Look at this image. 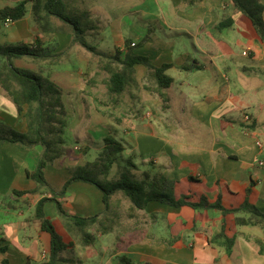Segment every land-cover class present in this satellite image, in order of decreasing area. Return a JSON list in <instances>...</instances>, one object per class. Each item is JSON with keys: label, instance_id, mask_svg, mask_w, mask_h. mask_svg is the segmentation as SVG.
I'll list each match as a JSON object with an SVG mask.
<instances>
[{"label": "crops", "instance_id": "0c3cea01", "mask_svg": "<svg viewBox=\"0 0 264 264\" xmlns=\"http://www.w3.org/2000/svg\"><path fill=\"white\" fill-rule=\"evenodd\" d=\"M20 1L0 0V10ZM260 1L264 4V0ZM78 3L106 24L101 33L87 38L100 50L114 53L124 48L126 39H131L139 44L135 51L149 56L155 65L174 64L168 70L174 81L166 90L167 107L155 87L147 85V69L139 64L138 86L132 89L127 104L122 103L125 118L113 114L108 119L99 117L97 83L87 79L84 68L94 66L96 75V64L84 47L69 49L70 33L42 32L33 19L31 3L22 19L0 20V42L34 43L39 39L48 44L58 40L57 51L67 52L61 63L48 67L47 73L63 88L66 110L80 111L90 105L94 108L92 123L112 120L123 126L124 151L131 150L130 157L142 159L140 173H162L183 183L184 190L193 176V187L211 202L219 194L225 203L239 204L251 188L248 198L264 212V42L252 21L234 7L232 0H139L127 12L120 9L128 0ZM222 21L231 25L221 29ZM14 63L37 70L27 59H14ZM183 65L195 67L187 70L181 68ZM82 81L95 92L83 88ZM84 92L91 99H83ZM141 108L146 114L141 113ZM24 113L17 111L11 97L0 87V123L25 132L28 124ZM82 117L79 112L75 123L79 124ZM180 128H188L192 135L186 138ZM42 151L40 145L26 149L0 143V242L2 247H8L6 253L0 251V264L5 257L12 264L44 262L49 257L51 236L35 216L36 203L43 194L13 193L14 189L36 187L27 170L36 168ZM70 154L67 152L46 169L47 179L58 188L71 176L70 167L92 161L72 159ZM38 195L32 201L31 196ZM63 204L85 216L105 209L101 190L83 181L71 184ZM45 209L54 222L60 220V228L64 229L55 202H47ZM217 210L183 212L182 208L152 201L145 211L157 213L158 217L143 223L149 229L139 231L138 240H130L131 233L125 228L112 229L97 233L91 245L77 243L76 254L81 264H264L259 244L264 243V232L260 226H233L229 234L234 244L230 250L212 241L222 229V212ZM152 225L157 231L150 229ZM112 234L120 237V244L106 240Z\"/></svg>", "mask_w": 264, "mask_h": 264}, {"label": "trees", "instance_id": "16d2710c", "mask_svg": "<svg viewBox=\"0 0 264 264\" xmlns=\"http://www.w3.org/2000/svg\"><path fill=\"white\" fill-rule=\"evenodd\" d=\"M79 0H22L14 6H6L0 10V20L16 21L22 19L30 11L39 29L46 34L70 33L69 49L80 45L85 48L92 63L109 77L107 100H99L102 106L112 108L115 112L123 109L122 103L127 104L132 89L138 86L136 66L141 64L147 69V74L156 84V92L168 106L167 89L174 79L168 73L174 64L167 62L155 65L151 58L137 53L139 44L131 39L125 40L123 49L117 48L114 53L100 50L87 38L97 35L105 28L101 20L93 17L92 12L82 7ZM233 5L246 15L264 42V4L260 0H232ZM229 22H232L230 19ZM222 21L219 28L231 25ZM147 39H144L146 41ZM143 41V42H144ZM58 40L45 43L37 39L34 43L17 42L3 44L0 42V87L13 100L17 111L26 117L28 129L21 132L10 125L0 123V143L18 144L26 149L42 146L43 151L33 171L27 170V175L36 182L32 189H14L17 196L43 194L35 206V216L41 223V228L51 236L49 257L44 262H27L26 264H81L76 254V245L81 243L88 246L95 242L97 233H108L121 221L119 200L114 204L116 196L129 202L127 217L135 219L137 224L148 220L154 221L157 213L148 214L145 210L152 201L161 202L172 207L187 210L218 209L222 212V229L212 241L226 246L230 250L234 237L230 236L233 226L257 225L264 232V212L249 198L251 188L246 190L244 200L239 204H227L221 195L211 202L208 196L193 187L195 177H189L188 189L184 190L183 183L171 180L162 173L143 171L137 173L136 163L129 158L125 164L119 163V156L125 146L112 136L104 137V146L97 158L75 167H70L71 176L62 187L54 186L46 177V169L54 164L67 152L64 150V134L68 126L67 110L64 104V90L47 73L48 67L63 61L65 51H57ZM27 59L37 66L20 67L14 59ZM195 66L183 65L182 69H192ZM150 88V87H149ZM118 165L115 176L110 173ZM83 181L95 185L103 193L105 209L92 216H85L65 208L63 199L67 196L72 183ZM55 202L60 217L65 222V228H58L52 218L46 213V203ZM136 237L133 240H138ZM260 251L264 253V243L259 241ZM8 247L0 251L6 253ZM3 264H12L4 258Z\"/></svg>", "mask_w": 264, "mask_h": 264}, {"label": "rangeland", "instance_id": "374dc122", "mask_svg": "<svg viewBox=\"0 0 264 264\" xmlns=\"http://www.w3.org/2000/svg\"><path fill=\"white\" fill-rule=\"evenodd\" d=\"M138 2H139V0H128V4H125L120 9V11L127 12L128 7L131 4L138 3ZM101 25L104 28L106 27L105 22L101 21ZM157 26H158V24H157ZM125 30L127 31V29H125ZM86 67L87 66H85L84 68L87 71V79H89L91 81L95 80L97 83V90H96L97 92L96 93H97L98 99L99 100L100 99L101 100H107V98H108V87H107L106 81L108 80L109 76L105 72L100 71L99 69H98L97 74L95 75L93 73L94 72V69H93L94 66H92V68H90V69L89 68L87 69ZM147 82H149L147 85L150 84V85L156 87L155 82L152 79L149 78ZM81 83H82L81 86H83V88H89L95 92V90L93 88H91V86L89 84H87L86 81H82ZM82 97L85 100L91 99V95H89L88 93H85V92L82 94ZM99 100L97 102L99 117L103 116L106 119H108L109 118L108 116H110V114L111 115L113 114L115 116L120 117V119H122V120H123V117L125 118V115H124L125 109H122L119 112H115L112 108L102 106L99 103ZM67 111H68V115H67L68 126L65 129V134H64L65 143L63 144V147H64V150H66V152L71 153L70 158H72V159L76 158L78 160L81 157L82 159L93 160V158L96 155H99L100 152L102 151L103 146H104V137H106V136H112L113 138L120 141L121 143L123 142L122 138L125 135V128L121 125H117L112 120L111 121L109 120V122H107V123L106 122L105 123H100V122L92 123L93 122L94 108L92 107V109H91L90 105H87L86 107H84V110L79 111L77 109L76 110L73 109V110H67ZM79 112L81 114H83V117H82L80 123L76 124L75 122L77 121ZM134 113H135V111H134ZM141 113L146 114V110L141 108ZM97 131L105 133V134L99 136V134L96 133ZM179 132H180V134L185 135L186 138H188V134H191L189 132L188 128H186V129L180 128ZM116 134H118V135H116ZM118 136H120V137H118ZM132 154H133V152L131 150H128L126 152L124 151L123 153H121L119 156V163L125 164L129 158H132L134 163H136V165L138 166V168L135 169V171L137 173H140L142 170L141 167H143V166H141L142 159H140L139 157H136V156L130 157V155H132ZM59 160H57L56 162H58ZM117 168H118V166L116 164L110 173V177L115 176V174L117 173ZM31 197H32V201H33V199H37L39 197V195L38 196H31ZM115 198H116V200H114V202H115L114 204H116L117 201L119 200L120 207L118 208V211H119V213H121V221L113 229H117V230H120L123 228L127 229L129 231L128 233H131L130 237H129L130 240L135 239L137 237L136 234H140L141 232H139V231H142V229H147V230L149 229L148 228L149 225H145L143 223L137 224V222H135V219H129L127 217V211H128V206H129L128 201L121 198L120 196H116ZM55 210H56V208H55ZM49 212H50V209H49ZM55 222H56L55 223L56 226L58 228H60V226H61L60 220H57ZM152 222H153V220H152ZM63 226L65 227V222H63ZM156 228L157 227H155L153 225L150 226V229L153 231H157ZM106 240L115 242V244L121 243L120 237L117 238L116 234L110 235L108 237V239H106Z\"/></svg>", "mask_w": 264, "mask_h": 264}, {"label": "built area", "instance_id": "2783aa9c", "mask_svg": "<svg viewBox=\"0 0 264 264\" xmlns=\"http://www.w3.org/2000/svg\"><path fill=\"white\" fill-rule=\"evenodd\" d=\"M8 21H11V20H8Z\"/></svg>", "mask_w": 264, "mask_h": 264}]
</instances>
